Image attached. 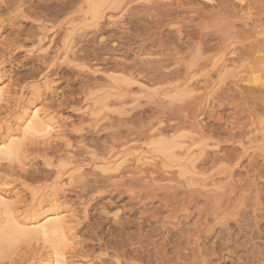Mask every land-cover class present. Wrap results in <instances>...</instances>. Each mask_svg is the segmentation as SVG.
Listing matches in <instances>:
<instances>
[{
    "label": "rangeland",
    "instance_id": "374dc122",
    "mask_svg": "<svg viewBox=\"0 0 264 264\" xmlns=\"http://www.w3.org/2000/svg\"><path fill=\"white\" fill-rule=\"evenodd\" d=\"M262 24L264 0H0V264H264Z\"/></svg>",
    "mask_w": 264,
    "mask_h": 264
},
{
    "label": "bare ground",
    "instance_id": "6f19581e",
    "mask_svg": "<svg viewBox=\"0 0 264 264\" xmlns=\"http://www.w3.org/2000/svg\"><path fill=\"white\" fill-rule=\"evenodd\" d=\"M264 25V24H262ZM213 37V36H212ZM262 92V91H260ZM253 93V92H252ZM257 93V92H255ZM253 97V96H252ZM251 97V98H252ZM264 99V98H262ZM256 100V99H255ZM29 108V107H28ZM34 109V108H33ZM32 111V110H31ZM41 115H39V112L37 110H34L33 113H32V120H31V123H30V126L28 127V129H32L34 128L35 124L38 122L39 118H40ZM49 127V126H48ZM41 228H45L44 226H41ZM215 237V236H214ZM169 246V245H168ZM2 249V248H1ZM54 260V259H53ZM50 261V260H49ZM50 263V262H49ZM66 263V262H65ZM51 264H62L58 259H55Z\"/></svg>",
    "mask_w": 264,
    "mask_h": 264
}]
</instances>
